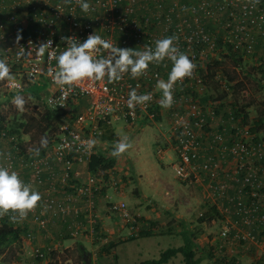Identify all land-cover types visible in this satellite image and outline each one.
Returning <instances> with one entry per match:
<instances>
[{
    "label": "built area",
    "instance_id": "1",
    "mask_svg": "<svg viewBox=\"0 0 264 264\" xmlns=\"http://www.w3.org/2000/svg\"><path fill=\"white\" fill-rule=\"evenodd\" d=\"M88 2L90 10L84 13L77 0H0V56L7 58L14 76L13 81L0 80V86L10 94H31L30 88L51 82L45 102L48 107L65 111L56 138L44 154L28 160L20 156L22 165L31 167L34 180L42 183L41 175L50 167L52 159L64 163L67 168L73 164H87L93 154L99 153L98 146L104 143L101 138L105 132L114 130V122L124 120L129 128L139 121L167 118L171 125L170 139L178 154V162L174 164L176 175L190 185L195 182L206 185L205 197L222 213L226 222L221 230L222 239L229 238L232 231H235V238L244 241L257 238L254 231L262 233L264 238V142H255L252 128L248 124H236L235 115L231 114L226 123L221 120L218 101L209 104L202 101L199 95L207 90L208 70L206 75L194 68L191 77L178 81L170 108L161 107L162 93L156 87L158 80L167 79L172 66L168 60L150 64L135 78L124 73L119 81L109 83L105 77L101 81H84L72 86L71 90L54 84L48 75L49 68L56 69L55 56L67 47L65 37L83 42L95 32L115 46L136 50L154 47L156 39L175 35L180 50L196 64L193 45H214L204 27V19L218 16L216 12L221 14L226 8L235 10V0H170L169 4L164 0ZM253 7V4L243 5L245 14H251ZM143 9L150 14L141 15ZM261 18L264 19V9ZM18 35L21 36L19 42ZM48 42V51L53 53L51 59L47 52L43 56L36 54L38 46ZM21 46L31 50V57L17 59L16 51ZM95 55L107 56L108 52L102 49ZM81 88L87 91L81 92ZM133 88L138 94L152 93L151 101L129 108L128 93ZM74 105L82 106L76 115L72 114ZM217 122L215 128L213 125ZM222 123L225 125L220 130L218 126ZM231 126L232 131L225 132ZM89 141L94 144L86 150L83 145ZM0 162L15 169V158L1 150ZM62 179L64 183L71 179L68 169ZM75 180L82 185L73 184L78 192L67 194L64 202L54 197L56 181H51L42 199L44 208L55 214L70 213V202L79 197L92 206L94 190L101 187V179L90 172L86 181ZM235 183L238 186L236 195ZM222 196L234 202L233 215H229V207L218 204ZM110 209L125 216L128 214L125 202H112ZM12 214L5 215L8 218ZM29 216L39 227H47L48 221L40 213L32 211L31 214L30 211L26 218ZM26 218L11 223L20 226Z\"/></svg>",
    "mask_w": 264,
    "mask_h": 264
},
{
    "label": "rangeland",
    "instance_id": "2",
    "mask_svg": "<svg viewBox=\"0 0 264 264\" xmlns=\"http://www.w3.org/2000/svg\"><path fill=\"white\" fill-rule=\"evenodd\" d=\"M165 1L169 2V0ZM245 4L254 5L251 14H245L243 8ZM263 9L264 0H235V10L226 8L221 14L216 12L218 16L214 15L212 18L204 19V27L206 32L210 34L214 45L194 44L192 48V52L197 56L195 58L197 63L194 64V68L195 70H201L203 74H206L208 64H213L217 59L222 60L226 55L235 56L236 51L242 56L243 62L240 66L231 57L223 59L224 64L222 66L226 67L231 76L235 77L236 75V80H231L224 70L220 69L217 70L214 78L208 77L206 74L208 87L204 95L199 96L207 104L214 101L219 102L218 114L224 122L230 119L231 114L235 115V112L243 107L249 114L248 126L251 128L255 127L254 120L257 119H262V126H264V19L261 18ZM144 11L140 13L142 14ZM220 39L224 44H220ZM227 44H231L232 47ZM219 80H222V82ZM238 82H243V85L240 86ZM51 87L52 83L47 82L41 88L38 96L30 93H19L26 101L24 112L20 113L12 103L13 97L17 94L11 95L4 87L0 86V115L6 116L5 124L7 127L9 128L12 125L19 127V124L32 123L33 118H39V114L48 108L45 102L48 95L46 90ZM193 94H196V91H193ZM82 106H84V103H82ZM82 106H72V114L76 115ZM125 124L124 120H119L113 123V128L119 139L127 135L132 147L119 156L122 160L120 174L112 172L111 177L113 180L111 179L109 184H104L102 189L104 188L107 192V189L111 187L120 188V183H127L132 178L125 189L126 195H114L111 198L112 201L124 199L128 203L133 199L131 195L133 188L138 187L143 189L145 196L149 197H144L143 193L136 197L144 205H154L153 207L159 209L169 207V211L161 210V217H155V219H152L153 224L143 226L144 229L152 228L153 231L156 230L157 234L139 237L138 240L119 244L112 255L105 256L102 264H116V262L119 264H134L146 259L158 258L165 249L178 247L184 243L182 231L185 229L194 232L196 235L197 257L201 258L200 264H264V238L262 233L252 231L257 235V238L244 241L238 237L235 238V231H232L229 238L222 239L221 230L225 222L224 218L216 216L210 218L209 215H201L210 210L209 207L212 206V202L203 195L200 187L184 183L177 177L174 164L178 162V154L172 147L173 143L170 142L171 125L167 118L162 121H139L133 127V130ZM231 128L233 127L231 126ZM19 131L21 135L16 136V139L21 140L23 148L21 154H24L25 151V155L28 157L32 154H42L43 150L51 144L57 135V131L53 133L42 132L38 125H34L29 132H26L25 128L20 126ZM251 131L255 142H264V127L262 130L255 131L251 129ZM45 136L48 139V144L42 148L40 141ZM230 138V136L227 137L228 140ZM11 139V136L2 137L0 135V150L6 154H10L12 152L11 148L15 145L11 142ZM117 140L102 139V141L109 143L100 144L98 152L110 153L113 143ZM158 143L161 145L166 144L167 148L163 147L165 150L163 156H160L158 152L161 147ZM37 149H39L38 152ZM12 154L14 155V153ZM15 154L18 157L19 154ZM34 156L32 155V158ZM262 163L264 168V161ZM17 164L21 168L27 169L28 176L33 181L31 167L22 165L19 158ZM191 186L197 187V193L194 192L191 195L190 191L194 190ZM186 196L193 203H189ZM168 198L177 200L176 207L175 205L169 206ZM108 203L109 201H106L103 204L106 207ZM142 213L146 214L145 207L142 209ZM116 214L122 219L125 218L122 212ZM119 216L118 220L121 219ZM0 218L6 219L7 215H2ZM232 218L235 219V217ZM143 220L145 222L144 217ZM141 228L139 227V229ZM129 232L130 230L127 227L125 233L128 234ZM259 232H262L261 229ZM106 238H108V235L102 236L100 240L97 239V241L99 240L97 245L100 246ZM111 243H115V241L104 243L100 257L104 254L107 255L110 251L113 252L115 246H110L107 252L104 250ZM73 255L74 258L76 257L75 260L79 259L83 264L90 263V257L86 258L83 254L76 256L75 252ZM17 256L18 254L13 256L11 250H9L4 256H0V264H11L18 259ZM115 256L118 258L116 259ZM183 258V254L179 253L168 264H184Z\"/></svg>",
    "mask_w": 264,
    "mask_h": 264
},
{
    "label": "clouds",
    "instance_id": "3",
    "mask_svg": "<svg viewBox=\"0 0 264 264\" xmlns=\"http://www.w3.org/2000/svg\"><path fill=\"white\" fill-rule=\"evenodd\" d=\"M82 12L90 10L88 0H77ZM21 36H17V42ZM67 47L55 56L56 69H48V75L53 83L69 90L74 85H79L84 81H101L105 77L109 83L122 79L124 73H129L135 78L142 75L150 64H159L165 60L171 62V69L166 80H158L156 87L161 91L160 105L163 108H170L174 103V85L185 77H191L195 67L190 56L181 51L176 43L175 35H167L155 40L154 47H145L143 50L134 48H121L115 46L111 41L101 35L90 34L83 42L65 37ZM50 42L38 46L36 54L43 56L47 52L51 59L53 53L48 51ZM107 50V56H96L95 53ZM32 52L23 46L16 51L17 59L29 58ZM13 81L9 63L6 57L0 56V80ZM10 86L15 87V84ZM87 91L81 88V92ZM152 99V93H137L133 88L128 93L127 104L129 108L136 105L145 104ZM12 103L18 112L23 113L25 99L17 94L13 97ZM76 139H79L77 137ZM47 137H42L40 146L46 147ZM94 141L84 144L87 150L92 147ZM132 147V143L127 135L122 136L112 146L111 155L119 157ZM37 152L39 149L36 150ZM42 200L41 192L30 182H26L19 171L11 168L7 163L0 162V216L13 213L9 216L10 222H18L27 217L28 213L35 209L38 202Z\"/></svg>",
    "mask_w": 264,
    "mask_h": 264
},
{
    "label": "crops",
    "instance_id": "4",
    "mask_svg": "<svg viewBox=\"0 0 264 264\" xmlns=\"http://www.w3.org/2000/svg\"><path fill=\"white\" fill-rule=\"evenodd\" d=\"M162 120L163 119H161V121ZM217 125L218 122L214 123L213 126L216 128ZM129 129L133 130V127H129ZM108 143L109 142L107 141L104 142V144ZM163 147H166V144L161 145L158 149L160 156H163L165 151ZM172 147L174 148L173 145ZM121 163V158L117 157V163L114 170L111 172H117L120 174ZM67 169L70 172L71 179L64 183L62 181V177ZM89 173L88 163L73 164L67 168L64 163L54 161L51 163L50 167L45 168L43 172V176L45 178L43 183H38L35 180L32 181L28 176V171L26 169L22 172L21 176L26 182H30L41 192L43 199L46 190L50 186V182L47 178L52 175L55 177L56 181L54 197L60 202H64L67 193H75L76 191V189L72 187V185L76 182L75 179H78L79 181H86ZM131 181L132 178L127 183H120L121 187L119 190L111 187L107 189V192L104 191L103 195L95 194L92 206L85 199H80V197L70 202L72 208L70 212H73L74 210L75 214L70 213L66 216H61L60 214H55L51 210L44 208L42 200L38 202L37 207L32 211H36L42 216H45V219L48 221V225L45 228H41L36 223H33L29 216L28 219H25L26 221L24 223H20V226H15L21 232V244L19 251L17 252L18 259H16V261L14 260L11 264H83V262L79 259L75 260L76 257L74 258L73 255L74 252L76 253V256L83 254L86 258L90 257V263L88 264H102L105 260V256H110L116 251V246L129 241L138 240L139 232L142 230L143 226L145 224L151 225L152 219H155V217H161V210L169 211V207L159 209L153 207L154 205H144L140 199L136 198L143 193V189L138 187L133 188V193L131 192L133 199L128 203L124 199H121L120 201H112L111 198L114 195H126L125 189ZM193 185L198 186V188L200 187L203 195H205L206 185L203 184V182H195ZM191 187L194 188L193 191H190L191 195L194 192L197 193V187ZM237 187L238 186L235 183V189H237ZM143 196L146 198L148 197L145 196V194ZM186 199L189 203L192 202V200L187 196ZM224 200L225 199L220 200L218 204L224 206L222 203ZM106 201H109V203L105 207L103 203ZM167 201L168 204H170L169 206L175 205L176 207L177 200L168 198ZM112 202L127 203L128 214L125 218L122 219L116 213L113 214L114 212L110 210V204ZM144 207L146 208V214L142 213V209H144ZM118 216L121 219L118 220ZM127 227L130 230L128 234L125 233ZM139 227L142 228L139 229ZM155 234H157L156 230L153 231V235ZM104 235H108V238L104 239L102 244L98 246L97 242ZM97 239L99 240L97 241ZM109 241H115L114 244L116 245L113 252L110 251L107 255L104 254L100 257L104 243Z\"/></svg>",
    "mask_w": 264,
    "mask_h": 264
},
{
    "label": "trees",
    "instance_id": "5",
    "mask_svg": "<svg viewBox=\"0 0 264 264\" xmlns=\"http://www.w3.org/2000/svg\"><path fill=\"white\" fill-rule=\"evenodd\" d=\"M170 1V0H169ZM220 44H224L222 42V39L219 40ZM229 47H232L231 44H227ZM232 58L233 60H235V63L240 66L241 63L243 62V58L242 56H240V54L238 53V51L235 52V56L233 55H226L223 59L226 58ZM221 59H217L213 62V64H208L207 66V70H208V77L214 78L217 70H224L225 74H227L228 77H230L231 80H236L237 76L235 75V77L231 76L226 67L222 66L224 64V60ZM240 86L243 85V82H238ZM43 86H34L32 88H30L31 94L34 95H39L41 92V88ZM14 95V94H11ZM224 97V96H222ZM65 111L61 110V109H55V108H51L48 107L43 113L39 114V118H33L32 119V123L27 122V124H19V127L16 126H10L9 128L7 127V125L5 124L6 122V116L1 114L0 115V135L2 137H7V136H11V142L15 143V145L11 148V155L15 158V170L19 171L20 174H22V172L25 170V168H21L18 164H17V159L20 156H23V160L26 159L28 160L29 158H32V155H43V153H37V154H30L31 156H26L25 155V151L24 154H21L23 151L22 145H21V140L18 141L16 139V136H20L21 132L19 131L20 126L21 128H25L26 132H29L30 129L34 126V125H38V128L41 129L42 132H56L58 129L59 124L62 121V118L64 116ZM160 119V118H159ZM248 119H249V114L248 112H246L244 110L243 107H240L239 111L235 112V122L239 125V124H248ZM226 123V122H225ZM254 124L255 127L252 128L255 131L258 130H262L264 126H262V119H257L254 120ZM224 123L220 124L218 126V129L223 130L224 127ZM229 125V124H228ZM249 125V124H248ZM232 130V128H226L225 132H230ZM117 135L115 133L114 130L112 129H108L105 134L102 136V139H108L110 141H114L117 140ZM19 142V143H18ZM14 149V150H13ZM22 150V151H21ZM3 152V151H2ZM14 153V155L12 154ZM15 153H18V157ZM4 154H6L4 152ZM117 157H113L110 153L107 152H99V153H95L91 156L89 162H88V170L89 172H91L92 174H94V176H96L97 178L101 179V187L98 189L94 190V195H93V200H94V196L95 194H102L104 193V191L106 192V190H104V188L102 189V186L104 184H109L111 179L113 180V178L111 177V171L114 170V167L117 163ZM57 160L52 159V162H54ZM59 163V162H58ZM27 170V169H26ZM44 176L43 173L41 175V180L42 183L44 182ZM47 180L49 182L55 180V177H53L52 175L47 178ZM40 183V182H38ZM76 185H82V183H74ZM73 187V186H72ZM67 188V187H66ZM76 189L75 193L78 192V189L76 187H74ZM116 189L119 190V187H115ZM106 189V188H105ZM101 190V191H100ZM75 193H67V194H75ZM232 194H234V190L231 191ZM237 193V189H235V195ZM222 199H225L222 203L224 206L229 207V215H233V211H234V205L232 203V201H229L225 196H222ZM236 200V199H235ZM209 211L206 213H203V215H209L210 218H214L216 217H221L222 213L216 208V206L212 205L209 207ZM75 214V212H70ZM70 213H63L60 214L61 216H66ZM236 212H235V217H236ZM44 218H46L45 216H43ZM8 218H0V256H4L5 253L9 250H11L12 255L16 256L17 252L19 251V247L21 244V232L20 230L15 227L9 220ZM153 224V222H152ZM153 235V230L152 228L150 229H142L139 232L138 237H148ZM182 235L184 238V243L178 247H169L167 249H165L158 258H152V259H146L134 264H163V263H168L174 256H176L179 253H182L184 258V264H199L201 262V258L197 257V244H196V235L194 232H191L190 230H183L182 231ZM116 244L111 243L108 247H105L104 250L107 252L108 248L114 247ZM15 249V250H14ZM115 258L117 259L118 257L115 256ZM116 264H119L118 262H116Z\"/></svg>",
    "mask_w": 264,
    "mask_h": 264
},
{
    "label": "bare ground",
    "instance_id": "6",
    "mask_svg": "<svg viewBox=\"0 0 264 264\" xmlns=\"http://www.w3.org/2000/svg\"><path fill=\"white\" fill-rule=\"evenodd\" d=\"M164 3H165V4H169V3H170V1H169V2H166V1L164 0ZM143 10H145V9H143ZM143 10H141V11H143ZM141 11H140V12H141ZM151 11H152V10H151ZM144 12H145V13H149V14H150V12H149V11H147V10H145ZM144 12H143V13H144ZM143 13H142V14H143ZM140 14H141V13H140ZM142 14H141V15H142ZM51 108H52V107H51ZM55 109H56V108H55ZM170 142H172V141H171V139H170ZM114 212H115V211H114ZM116 213H117V212H116ZM47 225H48V223H47Z\"/></svg>",
    "mask_w": 264,
    "mask_h": 264
}]
</instances>
